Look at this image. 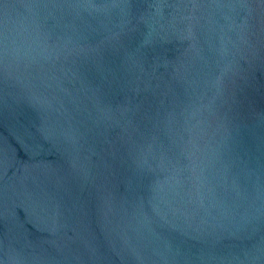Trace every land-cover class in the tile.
I'll return each instance as SVG.
<instances>
[{"label": "water", "instance_id": "obj_1", "mask_svg": "<svg viewBox=\"0 0 264 264\" xmlns=\"http://www.w3.org/2000/svg\"><path fill=\"white\" fill-rule=\"evenodd\" d=\"M0 264H264V0H0Z\"/></svg>", "mask_w": 264, "mask_h": 264}]
</instances>
